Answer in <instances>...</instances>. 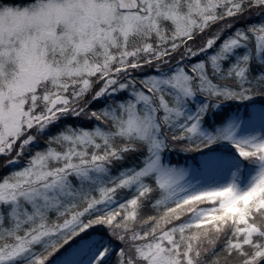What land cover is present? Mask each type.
<instances>
[{
  "label": "snow or ice",
  "instance_id": "obj_1",
  "mask_svg": "<svg viewBox=\"0 0 264 264\" xmlns=\"http://www.w3.org/2000/svg\"><path fill=\"white\" fill-rule=\"evenodd\" d=\"M0 264H264V0H0Z\"/></svg>",
  "mask_w": 264,
  "mask_h": 264
}]
</instances>
